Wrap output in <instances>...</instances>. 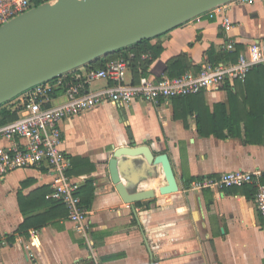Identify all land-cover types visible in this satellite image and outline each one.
<instances>
[{"label": "crops", "instance_id": "obj_1", "mask_svg": "<svg viewBox=\"0 0 264 264\" xmlns=\"http://www.w3.org/2000/svg\"><path fill=\"white\" fill-rule=\"evenodd\" d=\"M224 8L233 25L228 32L219 17L202 14L124 51L129 52L125 82L168 76L167 67L176 60L179 68L174 72L231 63L223 48L228 40L239 53L252 43L264 48V1L229 2ZM156 49L160 51L153 60ZM120 56L110 53L81 71L100 69ZM108 84L99 79L87 89ZM62 99L57 91L51 104ZM227 102L228 90L222 85L167 103H103L61 120V150L71 164L68 175L78 183L81 196L90 199V243L41 192L51 190L53 181L46 165L19 168L0 180V264H264V226L249 185L186 190L199 177L233 170L260 171L264 183V142L246 143L244 133L228 138L200 134L214 133V107ZM130 141L167 154L178 192L160 194L158 188L166 184L160 164L142 162L126 174L131 186L138 181L136 190H151L153 197L134 207L121 200L110 182L108 159L113 149ZM8 144L0 139V147ZM20 197L30 215L48 217L45 226L17 232L25 218Z\"/></svg>", "mask_w": 264, "mask_h": 264}, {"label": "built area", "instance_id": "obj_2", "mask_svg": "<svg viewBox=\"0 0 264 264\" xmlns=\"http://www.w3.org/2000/svg\"><path fill=\"white\" fill-rule=\"evenodd\" d=\"M264 0H233L238 4H252ZM31 8V0H0V25ZM210 18L219 17L221 26L228 32L233 25L224 5L206 12ZM223 48L235 50L228 40ZM264 65V48L252 43L246 51L238 54L235 62L228 64H204L197 71L187 70L174 77L157 79L141 77L137 82H125L128 60L119 57L109 61L103 68L82 72L81 67L57 78L38 84L14 99L20 107L17 118L0 123V139L9 141L0 147V180L19 168H39L46 165L53 177L47 198L61 203L66 209V218L73 223L80 238L90 243L88 211L81 206L77 195L79 185L68 175L69 158L62 152L60 121L92 109L103 103L123 105L135 100L149 103L168 102L179 96L196 94L221 87L226 81H243L256 65ZM103 79L110 84L97 90L87 88L95 80ZM62 91L63 99L51 104L52 95ZM260 171L233 170L217 176L199 177L187 184L186 190H216L243 187L254 188V200L264 226V183Z\"/></svg>", "mask_w": 264, "mask_h": 264}, {"label": "water", "instance_id": "obj_3", "mask_svg": "<svg viewBox=\"0 0 264 264\" xmlns=\"http://www.w3.org/2000/svg\"><path fill=\"white\" fill-rule=\"evenodd\" d=\"M233 0H48L0 25V105L28 89L98 58L162 35ZM160 164L166 184L160 194L179 190L170 160L149 144L130 141L108 159L110 182L124 203L151 199L137 191L129 168ZM126 183H123L121 179Z\"/></svg>", "mask_w": 264, "mask_h": 264}, {"label": "trees", "instance_id": "obj_4", "mask_svg": "<svg viewBox=\"0 0 264 264\" xmlns=\"http://www.w3.org/2000/svg\"><path fill=\"white\" fill-rule=\"evenodd\" d=\"M48 0H31L33 6H37ZM147 41V40H145ZM142 41V42H145ZM140 42V43H142ZM139 44V43H138ZM137 44L131 45L124 49L118 50L121 56L129 58V52L132 47ZM160 49L154 50L152 59H156ZM239 54V49H235L233 52H229L230 60L235 62ZM131 63L133 58H130ZM104 64L100 65V68ZM176 68H179V61H174L167 67L168 77H174L185 72L183 69L174 72ZM223 86L228 90V102L226 104L220 103L214 107V113L211 117L213 124L212 131L214 133H200L203 136H209L211 134L218 138L228 137H241L244 133L245 142L249 144H258L264 142V65L259 64L254 66L246 75L243 81L235 80L232 86L226 81ZM189 96V95H187ZM186 96H179L175 98H182ZM20 107L14 99L0 105V123L12 121L17 118V112ZM202 121L198 120V127L201 131ZM69 173V171H68ZM250 186V185H249ZM78 188L77 195L80 198L81 206L85 209L90 204V199H85L81 196V191ZM252 194H254V188L250 186ZM51 190H41L43 195L46 196ZM50 201L55 207L63 209L65 216L67 214L65 207L56 201L46 199ZM19 206L22 214L25 216L24 221L19 225L17 232L21 234H27L28 229H39L48 223V217L44 215H30L29 211L25 209L21 197L19 198Z\"/></svg>", "mask_w": 264, "mask_h": 264}, {"label": "rangeland", "instance_id": "obj_5", "mask_svg": "<svg viewBox=\"0 0 264 264\" xmlns=\"http://www.w3.org/2000/svg\"><path fill=\"white\" fill-rule=\"evenodd\" d=\"M33 6V4H32V2H31V7ZM104 57V56H103ZM103 57H101V58H103ZM98 59H100V58H98ZM96 61V60H95ZM95 61H93V62H91V63H89V64H87V65H84V66H82L81 68H83V67H93V64L95 63Z\"/></svg>", "mask_w": 264, "mask_h": 264}]
</instances>
